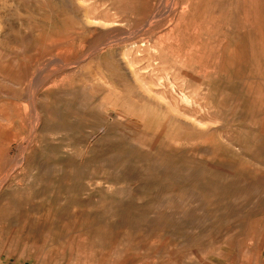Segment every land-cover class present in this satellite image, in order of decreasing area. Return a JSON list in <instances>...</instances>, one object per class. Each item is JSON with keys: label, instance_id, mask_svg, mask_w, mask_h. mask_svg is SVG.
<instances>
[{"label": "rangeland", "instance_id": "obj_1", "mask_svg": "<svg viewBox=\"0 0 264 264\" xmlns=\"http://www.w3.org/2000/svg\"><path fill=\"white\" fill-rule=\"evenodd\" d=\"M0 264H264V0H0Z\"/></svg>", "mask_w": 264, "mask_h": 264}, {"label": "bare ground", "instance_id": "obj_2", "mask_svg": "<svg viewBox=\"0 0 264 264\" xmlns=\"http://www.w3.org/2000/svg\"><path fill=\"white\" fill-rule=\"evenodd\" d=\"M95 50V49H94Z\"/></svg>", "mask_w": 264, "mask_h": 264}]
</instances>
